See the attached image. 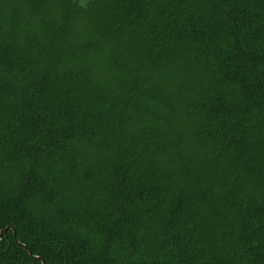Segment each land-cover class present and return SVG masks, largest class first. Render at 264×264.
<instances>
[{"label":"trees","instance_id":"trees-1","mask_svg":"<svg viewBox=\"0 0 264 264\" xmlns=\"http://www.w3.org/2000/svg\"><path fill=\"white\" fill-rule=\"evenodd\" d=\"M1 231L0 264H264V0H0Z\"/></svg>","mask_w":264,"mask_h":264},{"label":"water","instance_id":"water-1","mask_svg":"<svg viewBox=\"0 0 264 264\" xmlns=\"http://www.w3.org/2000/svg\"><path fill=\"white\" fill-rule=\"evenodd\" d=\"M2 234V231L0 232V235ZM36 258H39V256H36ZM43 264H45V262H43Z\"/></svg>","mask_w":264,"mask_h":264}]
</instances>
